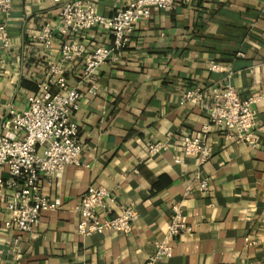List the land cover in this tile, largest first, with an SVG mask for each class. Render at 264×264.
<instances>
[{"label": "crops", "instance_id": "obj_1", "mask_svg": "<svg viewBox=\"0 0 264 264\" xmlns=\"http://www.w3.org/2000/svg\"><path fill=\"white\" fill-rule=\"evenodd\" d=\"M11 1L7 19L0 18L11 43L0 50V136L10 138L7 112L27 106L47 62L58 59L32 36L53 25L59 7L71 0ZM87 1L105 18L130 2ZM174 1L173 10L150 9V17L134 25L121 62L95 72L94 93L79 80L78 61L66 66V84L79 94L70 122L82 153L78 164L42 176V194L55 208L41 213L34 231L0 228V264H145L173 203L181 204L191 231L175 240L171 258L154 264H264V103L252 106V144L210 125L204 108L210 88L230 86L241 100L264 92V0ZM78 39L90 50L107 46L110 33L94 27ZM211 63L220 70L209 71ZM195 90L203 92L201 102L183 101ZM186 136L209 149L202 164L199 156L183 155ZM156 142L165 149L150 156L147 146ZM195 173L209 180L207 193L196 191ZM7 176L1 169L0 177ZM93 186L114 196V209L134 206L129 235L77 234L74 209ZM7 219L0 206V225Z\"/></svg>", "mask_w": 264, "mask_h": 264}, {"label": "built area", "instance_id": "obj_2", "mask_svg": "<svg viewBox=\"0 0 264 264\" xmlns=\"http://www.w3.org/2000/svg\"><path fill=\"white\" fill-rule=\"evenodd\" d=\"M11 0H0V18L7 19ZM174 0H130L123 10L110 18L98 15L87 0H71L63 3L53 25L43 24L38 35L32 39L39 42L43 51L58 53L56 62L48 61L43 80L37 85L35 94L26 97L27 106L15 112L9 110L4 129L12 133V138L0 136V170L7 171V178L0 177V206L8 219L0 228H10L19 234L31 233L39 224L43 211L53 210L42 194L40 180L63 171L67 165L78 164L82 153V141L76 127L71 124V113L78 108L79 94L66 84V66L74 61L80 63L79 80L91 85L89 93H94L91 84L98 68L107 63L118 64L124 57L125 48L134 25L150 17V9L171 11ZM94 27L107 28L110 42L107 46H96L87 50L78 37ZM10 38L5 24H0V50L10 48ZM220 67L211 63L209 71H219ZM54 90V91H52ZM208 101L204 108L209 124L224 131L227 137L235 132L239 141L250 139L255 118L252 106L264 103V92L241 100L230 86L207 90ZM203 92L195 90L183 96V101L203 100ZM165 149L162 142L147 146L148 154L154 156ZM183 155L199 156V164L207 160L210 151L202 147L198 138L186 136L183 140ZM179 160L175 159L177 164ZM193 182L196 191L205 194L209 190V180L197 173ZM117 206L112 194L102 187H89L75 206L78 215L77 234L91 236L110 232L127 236L137 221V212L131 203ZM170 219L163 231V238L155 245V253L145 264L172 257L173 244L182 234L191 231L181 204L170 206ZM17 244L19 237L14 238ZM244 243H251L245 239Z\"/></svg>", "mask_w": 264, "mask_h": 264}]
</instances>
